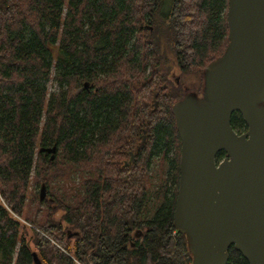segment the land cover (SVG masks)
Listing matches in <instances>:
<instances>
[{
	"label": "trees",
	"instance_id": "1",
	"mask_svg": "<svg viewBox=\"0 0 264 264\" xmlns=\"http://www.w3.org/2000/svg\"><path fill=\"white\" fill-rule=\"evenodd\" d=\"M227 6L0 0V264H35L33 253L42 264H192L173 223L180 137L172 105L185 93L181 78L201 80L225 50ZM230 123L247 128L238 111ZM53 144L51 160L40 148ZM73 174L79 188L53 193ZM33 175L50 190L35 197L46 209L39 218L41 208L25 210ZM227 253L226 264H248L233 245Z\"/></svg>",
	"mask_w": 264,
	"mask_h": 264
},
{
	"label": "water",
	"instance_id": "2",
	"mask_svg": "<svg viewBox=\"0 0 264 264\" xmlns=\"http://www.w3.org/2000/svg\"><path fill=\"white\" fill-rule=\"evenodd\" d=\"M226 22L228 42L204 67L200 95L172 105L180 137L173 223L192 264H226L231 245L248 264H264V0H228ZM235 111L247 126L240 133ZM56 150L40 148L51 160ZM221 150L227 156L217 161Z\"/></svg>",
	"mask_w": 264,
	"mask_h": 264
},
{
	"label": "rangeland",
	"instance_id": "3",
	"mask_svg": "<svg viewBox=\"0 0 264 264\" xmlns=\"http://www.w3.org/2000/svg\"><path fill=\"white\" fill-rule=\"evenodd\" d=\"M171 75H174V77L173 78H176V77H178L179 75H180V72H179V70L177 69V68H172V72L169 74V77H171ZM172 77L170 78L172 81H174V79H173ZM47 87H48V89H49V91H52V90H55V85H54V83L52 82V81H50L48 84H47ZM144 139H145V135H144ZM160 159H158V158H156V156H155V159H154V161H153V164H152V167H151V170H150V172H149V178H148V181L150 182V189L151 190H153V189H155L159 184H160V171H161V166H160ZM71 180H73V181H71ZM68 181H70V182H66V183H64V182H62V181H59V182H56L55 181V183H54V185H55V188H59V189H57V190H53V193H56V192H60V193H65L62 189H61V187H66L65 189H66V191H68V192H70V188H71V190L72 189H77V187L79 186V177H78V174H73L72 176H71V179H69ZM42 184H44V183H40L39 185L35 182V179H34V175L31 177V179H30V186H29V189H28V194H29V198L31 199V200H29L27 203H26V205H25V210L27 209L28 211H30V212H32V210H34V209H39V208H41V210L40 211H38L37 212V214H36V217L37 218H39L40 216L41 217H43V211L44 210H46L45 209V206H39L38 207V204L36 203V201H35V197H36V199L39 197V194H40V187H41V185ZM45 185V184H44ZM79 188V187H78ZM49 189L47 188V187H45L44 188V193H45V196H47L48 195V193H49ZM67 193V192H66ZM44 196V197H45ZM0 200H2L1 199V197H0ZM43 213V214H42ZM13 216H15L14 215V213L12 214ZM61 215V212H57V213H55V217L54 218H58L59 216ZM16 218H18L21 222H23V223H25V224H27L28 226H32L30 223H27V221H25V219L23 218V216L21 217V216H16ZM37 230H38V228H37ZM39 232H41L40 231V229L38 230ZM42 233V232H41ZM72 233V232H71ZM43 235H45L44 233H43ZM52 241H54L55 242V240L53 239ZM57 243V242H56ZM58 244V243H57ZM59 245V244H58ZM60 246V245H59ZM60 247H62V246H60ZM79 263V262H78ZM76 264H77V262H76Z\"/></svg>",
	"mask_w": 264,
	"mask_h": 264
},
{
	"label": "flooded vegetation",
	"instance_id": "4",
	"mask_svg": "<svg viewBox=\"0 0 264 264\" xmlns=\"http://www.w3.org/2000/svg\"><path fill=\"white\" fill-rule=\"evenodd\" d=\"M180 76V75H179ZM179 76L178 77H176V78H173L174 77V75H171V77L174 79V82H176V83H179ZM170 77V78H171ZM181 81H182V83H181V86H182V89L185 91V93L183 94V96L186 94V93H188V92H196L197 94H199L200 95V92H201V84H202V79L201 80H199L198 78H196L195 76H190V75H187V76H184V77H182L181 78ZM182 96V97H183ZM181 99V98H180ZM177 101V100H176ZM142 135H145L144 134V132H143V134ZM146 135H145V139H141V141L143 142V141H145L146 140ZM221 151H223V150H221ZM218 152H220V151H218ZM217 152V153H218ZM133 153L132 152H130V161L131 160H133ZM160 155L161 154H159L158 156H156V158H159L160 157ZM217 155V154H216ZM225 156H227V154L225 153V155H223L222 156V158H224ZM221 158V159H222ZM125 164H126V162H125Z\"/></svg>",
	"mask_w": 264,
	"mask_h": 264
},
{
	"label": "built area",
	"instance_id": "5",
	"mask_svg": "<svg viewBox=\"0 0 264 264\" xmlns=\"http://www.w3.org/2000/svg\"><path fill=\"white\" fill-rule=\"evenodd\" d=\"M54 242V241H53Z\"/></svg>",
	"mask_w": 264,
	"mask_h": 264
}]
</instances>
